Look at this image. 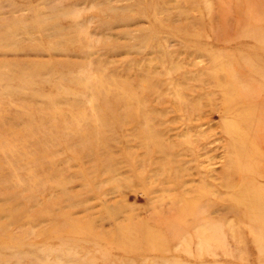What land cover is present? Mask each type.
Instances as JSON below:
<instances>
[{
    "label": "rangeland",
    "instance_id": "374dc122",
    "mask_svg": "<svg viewBox=\"0 0 264 264\" xmlns=\"http://www.w3.org/2000/svg\"><path fill=\"white\" fill-rule=\"evenodd\" d=\"M250 138L264 0H0V264H264Z\"/></svg>",
    "mask_w": 264,
    "mask_h": 264
},
{
    "label": "bare ground",
    "instance_id": "6f19581e",
    "mask_svg": "<svg viewBox=\"0 0 264 264\" xmlns=\"http://www.w3.org/2000/svg\"><path fill=\"white\" fill-rule=\"evenodd\" d=\"M232 95L230 97L231 100L234 101H240L243 100V96L240 94L239 88L234 86L231 88ZM243 123L244 126H240L239 124H233L231 126L233 132L238 137H247L249 138V132L247 131L251 129L252 126V109H249L245 116L243 117ZM247 127V130H246ZM240 139V138H239ZM241 151L238 152V155L236 157L235 161V168H236V174L237 177L241 183L242 186H246L247 189L245 190V194L247 196V203L250 205L257 214H262L261 221L264 224V208L261 204L262 194L261 191L255 190L252 188H248V182L251 181V179H248L251 174H253L257 168H258V154H257V146L250 138V140H247L245 142L241 141ZM260 207L263 209L261 210Z\"/></svg>",
    "mask_w": 264,
    "mask_h": 264
}]
</instances>
